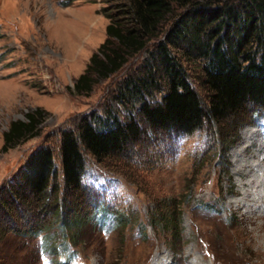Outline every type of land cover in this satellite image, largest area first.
<instances>
[{
    "label": "trees",
    "instance_id": "trees-1",
    "mask_svg": "<svg viewBox=\"0 0 264 264\" xmlns=\"http://www.w3.org/2000/svg\"><path fill=\"white\" fill-rule=\"evenodd\" d=\"M113 1L105 10L107 39L75 92L88 96L144 58L118 82L111 105L61 132L58 158L53 145L42 144L0 186V247L11 239H39L42 255L64 264L63 247L71 264L79 233L99 213L116 226L134 217L97 199L88 184L95 174L91 161L121 159L149 172L176 158L197 132L210 129L221 152L242 126L264 117V0H104ZM42 116L37 111L27 122H13L3 150L38 137ZM172 145L167 156L162 148ZM180 199L156 200L149 224L181 233Z\"/></svg>",
    "mask_w": 264,
    "mask_h": 264
},
{
    "label": "rangeland",
    "instance_id": "rangeland-1",
    "mask_svg": "<svg viewBox=\"0 0 264 264\" xmlns=\"http://www.w3.org/2000/svg\"><path fill=\"white\" fill-rule=\"evenodd\" d=\"M113 4L0 0V186L42 144L53 145L58 158L61 132L111 105L118 82L143 60H132L88 96L75 92L76 81L107 39L105 10ZM37 111L44 120L39 136L3 150L11 124L27 122ZM166 149L167 156L173 154V145ZM93 162L95 174L88 184L97 199L134 217L129 225L116 226L99 213L72 246L78 264H264V117L242 126L236 142L221 152L210 129L197 132L176 158L149 172L121 159ZM179 197L181 233L173 236L168 227H152L154 202ZM42 244L39 239L20 244L11 239L0 247V264H46L39 252ZM59 252L66 264L67 251L61 247ZM50 255L49 264H57Z\"/></svg>",
    "mask_w": 264,
    "mask_h": 264
},
{
    "label": "bare ground",
    "instance_id": "bare-ground-1",
    "mask_svg": "<svg viewBox=\"0 0 264 264\" xmlns=\"http://www.w3.org/2000/svg\"><path fill=\"white\" fill-rule=\"evenodd\" d=\"M248 150V148H245V151H247ZM248 165V164H247Z\"/></svg>",
    "mask_w": 264,
    "mask_h": 264
}]
</instances>
